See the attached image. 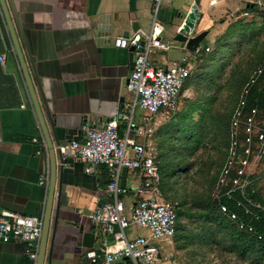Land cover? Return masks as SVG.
I'll return each instance as SVG.
<instances>
[{"label": "crops", "instance_id": "crops-1", "mask_svg": "<svg viewBox=\"0 0 264 264\" xmlns=\"http://www.w3.org/2000/svg\"><path fill=\"white\" fill-rule=\"evenodd\" d=\"M252 1L160 0L156 22L163 29L161 41L169 48L154 50L152 59L171 67L182 55H188L181 52L173 38L192 4H197L201 14L196 31L207 29L209 34L211 26L215 27V22L227 12L247 11L250 15L248 6ZM5 5L23 47L25 66L51 139V126L44 112L46 105L60 133V146L72 139H82L83 126L103 125L114 119L117 110H129L133 94L127 91L125 82L135 53L131 46L115 47L113 41L126 31L131 34L133 21L139 24V29L152 30L151 0H5ZM98 13H117L120 19L113 23L103 41L98 39L94 28L93 19ZM1 56L0 209L40 215L45 208L47 189L39 180L46 175L49 179V156L0 6ZM139 112L135 121L153 132L158 119L147 123L143 118L145 112ZM118 129L122 132L124 124H119ZM63 157L67 167L64 201L67 211L63 212L64 223L55 238L58 253L55 264H83L84 249L76 225L83 223L86 229L94 228L98 235L95 247L103 246L106 238L85 215L106 200L108 176L103 166L86 173L85 164L68 151ZM128 181V187L133 186L139 181L138 174L127 171L126 186ZM22 260L21 243L0 240V264H22Z\"/></svg>", "mask_w": 264, "mask_h": 264}, {"label": "built area", "instance_id": "built-area-1", "mask_svg": "<svg viewBox=\"0 0 264 264\" xmlns=\"http://www.w3.org/2000/svg\"><path fill=\"white\" fill-rule=\"evenodd\" d=\"M151 1L152 30L146 32L138 28L113 41L115 47L126 49L131 46L135 53L125 82L127 91L133 94L129 110H117L114 119L103 125L83 126L82 139H72L60 146L62 154L68 151L85 164L86 173L103 166L108 176L106 200L85 215L99 227L106 240L103 246L84 253L83 264H111L123 257L132 264H158L162 260V249L158 243L170 241L176 234L179 222L177 202L160 196L158 161L149 144L144 143L145 134L152 130L139 125L134 113L136 108L144 111L146 115L143 118L148 123L157 115L174 111L190 73L191 62L189 55L184 54L173 66L165 67L150 56L156 49L169 48L161 41L163 29L158 28L156 22L160 0ZM251 5L264 12V0H253ZM227 13L229 16L237 13L249 15L247 11L239 10ZM201 49L208 52L210 47L206 45ZM263 75L264 56L250 75L249 82L241 89L233 110L227 160L220 176L224 195L229 198L245 188L249 177H256L254 171L249 170L251 165L259 167L257 176L264 186V108L250 102L251 91ZM119 124H124L122 132L118 129ZM123 168L136 172L139 181L130 187L125 183L121 186ZM47 182L48 175L39 180L41 185H47ZM127 196L133 198L127 200ZM222 210L227 211V207L222 205ZM131 228H145L148 235L129 237ZM41 233V214L26 215L0 209V240L22 244V264H37Z\"/></svg>", "mask_w": 264, "mask_h": 264}, {"label": "rangeland", "instance_id": "rangeland-1", "mask_svg": "<svg viewBox=\"0 0 264 264\" xmlns=\"http://www.w3.org/2000/svg\"><path fill=\"white\" fill-rule=\"evenodd\" d=\"M249 10L253 14L248 16L227 13L211 26L201 42L210 50L190 56L178 107L155 116L154 131L145 134L144 143L158 161L160 196L177 202L181 211L179 231L171 243H158L163 250L158 264H264V251L259 249L264 241V230L259 229L264 222L259 167H249L257 178L249 177L245 188L230 198L220 184L232 96L246 86L264 56V12L254 6ZM136 235H148V230L128 231L129 237Z\"/></svg>", "mask_w": 264, "mask_h": 264}, {"label": "water", "instance_id": "water-1", "mask_svg": "<svg viewBox=\"0 0 264 264\" xmlns=\"http://www.w3.org/2000/svg\"><path fill=\"white\" fill-rule=\"evenodd\" d=\"M0 6L7 24V28L10 33V38L18 57L22 73L26 82V86L29 91L32 106L35 110L38 122L40 124L43 137L46 143L48 156H49V166L50 173L49 179L46 185L47 198L45 203V208L42 215V233L40 239V248L38 253L37 264H55V260L58 259V253L55 247V238L60 230V226L64 223L63 212L67 211V206L65 204L66 197V161L60 150V133L54 125V119L52 113L47 108L44 107L45 117L49 121L52 130V138L49 137L47 129L45 127L43 116L41 115L39 104L37 102V97L33 90V85L31 83L28 69L25 66V59L22 54V45L18 41V37L11 23V18L9 16L7 7L5 5V0H0ZM200 11L198 10L197 4H192L188 16L179 29V32L175 34L173 40L178 42L181 47L182 53H188V55L197 54L202 48V40L208 34L207 29L196 31L197 23L200 19ZM94 28L96 30V35L99 40L104 39L111 30L113 23L120 21L117 13H98L94 16ZM132 30L135 31L139 28V24L136 21L131 22ZM128 31L124 32L123 36H127ZM24 44V43H23ZM58 172V173H57ZM56 173L58 179L56 180ZM127 169L123 168L121 173L120 185L123 186L125 182V175ZM78 229V234L80 235V245L84 249L83 253L88 250L95 248V242L98 238L94 228L86 229L83 223L76 225ZM121 260H128L127 257L121 258Z\"/></svg>", "mask_w": 264, "mask_h": 264}, {"label": "trees", "instance_id": "trees-1", "mask_svg": "<svg viewBox=\"0 0 264 264\" xmlns=\"http://www.w3.org/2000/svg\"><path fill=\"white\" fill-rule=\"evenodd\" d=\"M252 7H253L252 5H249L248 6L249 9L252 8ZM202 47L204 48V46H202ZM200 53H204V50L201 49L197 53V55L200 54ZM187 81H188V78H187ZM240 91L241 90H239V91L236 90L235 93L232 96V102L233 103L231 105V108H230V111H229V115H228V117H229V119L227 120L228 126H230V121L232 119L233 110H234L235 104L238 101ZM250 102L251 103H254V104H259V105H261L264 108V78H262L260 80V82L252 89L251 95H250ZM177 214H178L179 222H178V225H177L176 234L179 231L178 229H179L180 218H181V211H180V207L179 206L177 208ZM259 229H263L264 230V222L261 224V228H259ZM261 242L262 243H260V248L259 249L262 250V251H264V243H263L264 241H261Z\"/></svg>", "mask_w": 264, "mask_h": 264}]
</instances>
